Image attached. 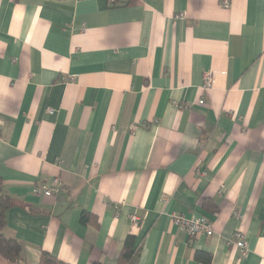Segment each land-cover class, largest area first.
I'll list each match as a JSON object with an SVG mask.
<instances>
[{
  "label": "crops",
  "instance_id": "1",
  "mask_svg": "<svg viewBox=\"0 0 264 264\" xmlns=\"http://www.w3.org/2000/svg\"><path fill=\"white\" fill-rule=\"evenodd\" d=\"M0 179L20 264H264V0H0Z\"/></svg>",
  "mask_w": 264,
  "mask_h": 264
},
{
  "label": "trees",
  "instance_id": "2",
  "mask_svg": "<svg viewBox=\"0 0 264 264\" xmlns=\"http://www.w3.org/2000/svg\"><path fill=\"white\" fill-rule=\"evenodd\" d=\"M1 187L2 181L0 179V258L9 264H20L22 257L19 242L15 238L5 236L3 233L5 227V214L11 206V200L9 197L3 195ZM86 219L88 220V215L83 216L81 222H84ZM134 243L135 238L133 236L126 237L118 264H134V260L138 254V249L134 248ZM39 264L65 263L52 257L47 252H42Z\"/></svg>",
  "mask_w": 264,
  "mask_h": 264
},
{
  "label": "built area",
  "instance_id": "3",
  "mask_svg": "<svg viewBox=\"0 0 264 264\" xmlns=\"http://www.w3.org/2000/svg\"><path fill=\"white\" fill-rule=\"evenodd\" d=\"M222 6L227 8L229 6V0H222ZM178 18H183L184 15L177 16ZM212 82V76L208 74L205 78V85L209 86ZM199 105H202L204 103L203 100H199ZM54 185L58 186L59 182L58 180H55ZM40 193L44 196H50L51 195V189L43 188L42 190H39ZM130 222L133 226H137L139 224V219L136 216V214H131ZM173 222L175 226H177L181 231L185 232L189 237L197 236L198 234H203L205 236H212L213 230L211 227V224L206 218H199L196 220L187 219L179 214H173L172 215ZM234 240L236 247L240 250L241 255H245L246 253V243H245V237L242 232H236L234 234Z\"/></svg>",
  "mask_w": 264,
  "mask_h": 264
}]
</instances>
